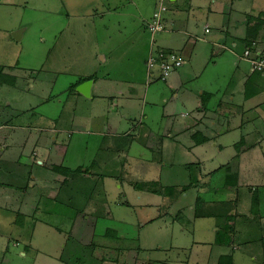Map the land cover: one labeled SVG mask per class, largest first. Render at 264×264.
Returning <instances> with one entry per match:
<instances>
[{
  "label": "rangeland",
  "instance_id": "1",
  "mask_svg": "<svg viewBox=\"0 0 264 264\" xmlns=\"http://www.w3.org/2000/svg\"><path fill=\"white\" fill-rule=\"evenodd\" d=\"M159 1L0 0V68L4 64H17L10 77L0 69V130H17L18 137L24 135L20 130L28 131L30 141L42 133L41 140L51 147L50 153L56 154L57 164L49 167L36 164L38 157L34 152L40 143L34 139L27 148L32 147L30 151L24 153L31 162L26 159V163L22 160L26 165L15 164L18 152L14 150L12 161L7 162L9 165L0 166V192L5 195L6 191L2 197L9 198L0 199V236L6 238L5 241L0 238V264H63L59 257H64L65 245L74 241L88 245L94 236V244L102 242L108 250L97 254L99 249L92 252L89 245L71 246L76 254L71 258L68 252V260L73 259L72 263L76 264H106L105 257H121L116 254L120 253L118 249L125 255L126 249L137 251L139 244L140 248L147 246L150 252L159 243L152 248V255L147 254L165 261L170 242L168 234L161 237L154 231V225L145 222L140 243L137 237L140 223L143 219L148 221L177 213L176 222L189 228L183 221L184 211L196 209L199 201L206 200L207 194L196 186L204 171L200 167L186 166L183 164L186 160L175 158L174 154L168 155L173 163L160 160L163 156L159 153L155 154V161H161L160 168L148 170L147 166L150 154L145 146L157 147L158 138L162 141L169 130L168 120L157 122L153 115L159 118L161 107L170 101L171 95L161 91L165 85L160 79L153 81L147 76L150 49L147 23ZM212 1L199 0L191 6L187 22L198 28L190 30L193 36H199L203 28L201 21H195L197 17L203 18L211 11L214 19H224ZM235 5L233 9L239 20L227 22L230 31L227 37L236 41L238 34L245 33L244 39H255L263 47L264 60V0H242L240 6L234 8ZM244 11L248 21L252 16L257 18L255 25L241 22ZM255 26L260 30L254 32ZM17 30L24 31L20 40L12 35ZM219 30V26L210 32L207 29L208 34L204 35L219 44L223 35ZM222 43L231 47L229 40ZM189 44L187 39V48ZM217 44L207 58L197 53L204 44L196 41L194 63L204 64L207 69L206 79L199 80V89L226 95L224 109L230 115L234 106L229 107L233 96L228 91L234 86L237 89L242 71L237 73L236 67L228 63V56L232 55L234 60V54L218 48ZM234 51L239 53L237 48ZM246 66L244 71L248 73L249 64ZM204 75L205 71L201 77ZM84 80L97 81L103 94L112 95L114 100L94 95L84 97L77 91V83ZM176 102L180 112L183 102L179 99ZM242 108H248V103ZM220 110L217 118V122L221 121L220 127L224 124L231 128L213 130L214 135L203 133L210 140L195 152L200 150V159L204 158L215 170V177H208L206 184L214 180L217 184L218 177H223L222 187L220 183L217 186L227 191L216 194L220 196V200L215 199L216 205L204 204L203 209L216 213L221 222L219 231L210 240L216 244L221 238L220 241L228 242L229 249L240 246L238 264H253L252 254L260 253L264 244L260 239L264 215L257 217L255 213L260 207L252 203L258 196L264 205V125H258L260 130H238L234 126L238 120L234 118L229 123L230 116L223 119V108ZM261 118L264 123V115ZM187 131H179L178 144L186 146L184 138L202 141L201 134L192 132L189 137ZM6 144H14V140L8 139ZM220 167L225 168L223 174ZM160 175L163 183L158 180ZM34 177L41 180L36 182ZM151 179L157 182L147 181ZM154 183L162 195L158 207L146 205L148 198L151 204H159L145 188ZM168 185L171 193L167 192ZM85 217H97L95 230L98 232H92L88 219L87 224L81 225L84 229L74 230V223L82 222ZM228 219L236 222L230 224ZM234 229L239 232L236 234ZM155 230L161 231L157 225ZM214 249L203 247V257ZM179 256L184 254L170 251L172 259ZM77 258L79 261H75ZM131 261L132 255L128 264H133ZM207 261L206 258L203 264H211ZM263 262L264 257L257 255L255 264ZM217 264L233 263L227 255Z\"/></svg>",
  "mask_w": 264,
  "mask_h": 264
},
{
  "label": "crops",
  "instance_id": "2",
  "mask_svg": "<svg viewBox=\"0 0 264 264\" xmlns=\"http://www.w3.org/2000/svg\"><path fill=\"white\" fill-rule=\"evenodd\" d=\"M165 5L167 7L166 12L164 13V26L165 29L164 31L160 32L155 39L157 40V43L160 44L164 48H171L176 51L177 53L180 54V56L183 59V65L173 72L169 78L165 81L161 80L163 84L165 85V89L161 90L163 92H168L171 95V99L169 102H165V104L161 107V111L158 114L159 118H157L156 114L153 115V117L157 120H163L166 119L168 120V127L169 130H166V136L165 138L161 141L160 138V143L157 145V147H154L153 145H150V147L145 146V150L150 154V157L147 159V166L148 170L152 169H159L161 166L160 160L166 159L167 161H170V163H173L171 158H168L169 154H174L173 157L176 155L175 158H182L183 160H186L183 164L186 166H192L196 165L203 169V173L201 174L200 181H198L197 185L199 190H201V193H206V200L205 201H199V205L196 206V209L192 208L191 211L188 210V212L184 211L183 213V221L189 224V228L187 226H181L180 223L176 222L178 220V215L177 213L174 214H168L167 216H158L156 218H153L152 220L143 219L142 223L139 225V231L137 233V237L139 242L141 243L140 236H141V228L144 227L145 222H148L151 226L154 225V231L157 233H160V236H164V234H168L167 237H169V243L166 247L168 250V254L165 256V261H162L159 258H152L149 254L151 255L154 253L152 248L155 246H158V244H155L152 248H150V252L146 250L147 246H143L144 239L142 237V248H140L138 244V250L136 251L135 249H126L125 255L124 252L121 249H118L120 253L116 252V254H120V258H104V263L106 264H128L129 261V256L132 255V261L133 264H203V262L208 259L207 262H210L211 264H217L220 258L223 256L231 257V263L233 264H238V261L241 257L240 255V246L238 247H229L227 246L228 242L227 241H220L218 239V242L214 244L210 239L213 237V234L217 231H219L220 228V220L217 216V214L212 213L211 210H204L203 206L208 205V206H213L216 205L215 199L220 200V196L216 197V194L227 191L224 188H218V183H220V186L224 182L223 177H218V182L216 183V180L212 181L210 184H206V181L209 177V179L215 177V170L212 168L210 164H206V162L200 159L201 157L199 156V151L195 152L198 149H201L207 143L204 144V142H209L210 138L205 134H211L214 135L213 130H229L231 127H225L223 124L220 127L221 121L217 122L218 114L219 111H221V107L223 108V115L222 118L224 119L226 116H230V122L232 123L233 119L236 118L238 120V123H235L234 126L238 127V130H260L258 128V125L263 124V121L261 120V116L264 115V108L262 107L264 105V73L262 71L258 70H253V60H258V57L263 56V47L258 44L255 39H244L245 33L238 34L236 37V41L232 40L231 38L227 37L230 34L229 29L227 28V22L230 19H236L239 20V16L236 10L233 9V6L235 5L234 8L238 7L241 5L242 0H213L211 2L212 5L218 9V12H220L221 15H223V20L220 19H214L213 13L210 11L209 14H207L203 18H196L195 21H201L203 28L202 32L199 36H193L192 33H190V30L193 31L194 29H198L195 26H192L190 22H187V19L189 18V10L191 6L195 3H198L199 0H164ZM169 2V3H168ZM171 3V4H170ZM156 7V6H155ZM154 7V9H155ZM231 10L235 11L234 13H231ZM251 10V5L250 9ZM98 13V12H96ZM202 13V12H201ZM244 16L241 18V22L244 24H254L257 23V18L255 16H252L251 19L248 21L247 18H245V15H248L246 11L243 12ZM258 15V14H257ZM203 20V21H202ZM217 26L220 27V32L223 34L217 42H212V40H207L204 33L208 34L207 29H209V32L211 30H214ZM255 26L254 32H257ZM24 32V31H23ZM203 33V34H202ZM23 36V34H22ZM22 38V37H21ZM251 38V37H250ZM160 39V41H158ZM187 39L189 40L190 44L189 47L187 48ZM223 40H229V45L231 47L225 46L222 41ZM197 41L199 43H203L204 46L201 47V50H199L197 53H201L202 55L206 56L207 58L210 56L211 51H214V46L217 44L218 48H222L223 50H228L229 53L234 54L235 59L233 60L232 55L228 56V63L231 65H234L236 67V72L239 73L240 70L242 73H240V78L237 81L236 86L238 85L237 89L232 87L228 93L229 95L231 94L233 97V103L231 106H234L232 112L230 115H226L225 113V102H226V95L223 93L219 92H210L207 91L205 92L201 88L199 84V80L201 79H206V73L207 69L206 67H203V65H195L194 60H195V55L193 53V45ZM208 41V42H207ZM241 47V48H240ZM257 47L259 49H257ZM237 48L239 53H235L234 49ZM150 52V49H149ZM246 53H248L246 55ZM223 57L220 58V60ZM263 59V58H262ZM214 63V62H213ZM215 64V63H214ZM249 64V71L248 73L244 71V69L247 67L246 65ZM15 64L14 66L12 65H2L1 66V71L6 74V76H11L13 75V71L15 69ZM147 76L150 75L149 80H159L157 79L158 75V70L157 69H152V70H147ZM205 71L204 78L201 77L203 72ZM9 74V75H7ZM254 74H257L255 77H253ZM238 75L235 76V78ZM152 77V78H151ZM10 79V78H9ZM86 81V80H84ZM83 81V82H84ZM82 83V82H81ZM80 83V84H81ZM79 82L77 85H80ZM102 98V97H109L110 100H114L113 96L110 97L109 94L102 92V86L97 82L93 81L92 87H91V98ZM182 101L183 103L181 104V111L177 112V105L176 101L177 100ZM132 100V99H131ZM247 102L248 103V108H242V105ZM185 104L189 105L186 108ZM262 111V112H261ZM190 114V115H189ZM124 118H127L126 116ZM135 118H133L134 120ZM214 121H211L213 120ZM170 122V123H169ZM172 128L174 130H172ZM217 128V129H216ZM180 130H189L188 136L190 137L192 132L199 133L201 134V140H204V142L201 141V143H197L196 141H193L192 139H186L182 138L184 141V144L186 146H182L178 144V139L177 137L180 136L181 134L179 133ZM209 130V131H207ZM6 131V130H5ZM2 131L0 130V166H8L9 164L7 162H11L13 157H14V150H17V161L15 164H21V165H26V159L30 161L31 159L28 158L24 153L30 151V149H27L29 145H31L35 141L39 142L38 148L34 152L36 157H38V162L36 163L37 165L41 166H54L55 164L54 160L56 157V154L50 153L52 151L51 147L47 146V143H43V140H41V136L43 135L42 133H39V138H32L30 141L29 137V132L20 130L24 132V135L22 137H18V132L17 130H8V131ZM3 135H2V133ZM155 132V130H154ZM14 140V144H6V141L11 138ZM206 137V138H205ZM157 138V137H156ZM56 138L54 137L52 141L55 142ZM192 140V141H191ZM36 142V143H37ZM6 144V145H4ZM4 145V146H3ZM53 146L55 144H52ZM18 147V148H15ZM34 151V150H33ZM161 154V159L159 162L155 161V154ZM237 159V158H234ZM25 161V163L23 161ZM31 162V161H30ZM152 162V163H151ZM163 166V168H165ZM222 167V166H221ZM219 168L220 174H223L225 168ZM228 167H230L228 165ZM230 170L231 173V167L228 169ZM217 171V170H216ZM227 172V171H226ZM162 175L158 177V180H160L163 183L162 180ZM34 180L36 182H39L41 179H37L34 177ZM147 181H153L157 182L155 179L147 180ZM208 185V186H207ZM120 187V186H119ZM222 187V186H221ZM171 185H168L166 189H168L167 192H172L170 190ZM142 191H137V193H141ZM5 195H3L2 191L0 192V199L3 200V198L9 199L7 197H2L6 196L7 192H4ZM15 197V195H13ZM12 196V197H13ZM149 196L156 197L158 199V203L156 205H153L149 202V198L147 199L148 201L146 202V205L150 206H159L160 201H161V196L155 193H149ZM257 198V204L258 207H260L259 210L255 213V215L262 216L264 215V208L263 204H260V200ZM128 206H131L132 203L128 202L126 203ZM169 206H172V203L170 202ZM168 206V207H169ZM169 209V208H168ZM262 209V210H261ZM182 210V209H179ZM186 213V214H185ZM180 214V213H179ZM235 214V213H233ZM233 214H228V215H233ZM87 215V214H86ZM254 214L250 215V218L252 219ZM87 219L90 220V226L92 229V232L94 233L95 231L98 232L97 229V224L98 220L97 217H85L82 222L79 223H74L73 227L74 230H82L84 227L81 225L87 224ZM230 224H233L236 222V219H228ZM129 225L132 226L131 223L128 222ZM155 225H157V228H159L161 231H156L155 230ZM86 228V227H85ZM105 229V228H104ZM114 230V229H112ZM106 231V230H105ZM117 232V230H115ZM235 233L237 234L239 231L238 229H234ZM140 232V233H139ZM143 232V231H142ZM92 234V233H91ZM129 236H135L134 234L128 233ZM95 237V236H94ZM94 237L92 238L91 244L88 243L89 246H91L93 249L90 251H95L97 250V254L100 250H108L107 245L101 243H95L94 244ZM1 239L4 241L6 238L0 236ZM120 238H124L123 236H120ZM260 239L264 240V226L261 225V233H260ZM5 244V243H4ZM84 244H80L78 241H74L73 244H67L65 245V255L62 257L60 255L59 261H61L63 264H71L73 259L68 260L67 253L70 252L71 258H73L74 254H76L75 249L70 248L71 246L78 248L79 246H88ZM9 246V242H8ZM7 246V247H8ZM118 246V244L116 245ZM217 246L215 249L214 247ZM250 247L253 248L252 244L249 245ZM264 244L260 247V253L257 254H252L251 260L253 261V264H255L257 260V255L264 257ZM145 247V248H144ZM203 247H211L214 249V251H209L207 257L204 256L203 252ZM116 247H112V249H115ZM118 248V247H117ZM174 249L179 251V253L184 254V257H177L175 259H172L170 257V251ZM254 250V248L252 249ZM232 251V254H229L227 252ZM255 251V250H254ZM129 252V253H128ZM132 253V254H131ZM62 254V253H61ZM89 254V253H87ZM105 254L106 251H105ZM104 254V255H105ZM119 255V256H120ZM148 255V258H147ZM103 256H101V259ZM64 259V260H63ZM146 259V260H145ZM205 259V260H204ZM170 260V261H169ZM100 261V259H99ZM260 261V260H259ZM258 261V262H259ZM257 262V263H258ZM264 264V262H263Z\"/></svg>",
  "mask_w": 264,
  "mask_h": 264
},
{
  "label": "built area",
  "instance_id": "3",
  "mask_svg": "<svg viewBox=\"0 0 264 264\" xmlns=\"http://www.w3.org/2000/svg\"><path fill=\"white\" fill-rule=\"evenodd\" d=\"M166 10L165 3L163 0H160L158 8L154 10L151 20L147 23L148 32L153 39L165 29L163 15ZM182 63V57L175 51L162 54L151 50L147 60V67L149 70L157 69L158 75L156 78L165 81L173 72L181 67ZM252 64L253 70L264 73V60L262 57L259 56L258 60H253Z\"/></svg>",
  "mask_w": 264,
  "mask_h": 264
},
{
  "label": "trees",
  "instance_id": "4",
  "mask_svg": "<svg viewBox=\"0 0 264 264\" xmlns=\"http://www.w3.org/2000/svg\"><path fill=\"white\" fill-rule=\"evenodd\" d=\"M149 36H150V35H149ZM151 50H152V51H155V52H158V53H162V54H166V52H172V51L178 52V51H176V50H174V49H171V48H164V47H162L160 44L157 43V40H156V39H153V38L150 36V52H151ZM150 52H149V54H150ZM79 83H81V81H80ZM204 141H205V139L202 140V142H204ZM197 143H201V141H198ZM145 188H147V190H148L149 192H152V193H155V194L161 195V191L157 190V188H156V183H154L153 186H150V187H146V186H145ZM253 202L257 205V198H256V197L253 198L252 203H253ZM112 232H113V231H112ZM113 233H114V232H113ZM77 259H78V260L75 259V261H79V258H77ZM63 260H64V259H63ZM72 262H73V261H72ZM72 262H70V263H71V264H76L75 262H74V263H72Z\"/></svg>",
  "mask_w": 264,
  "mask_h": 264
},
{
  "label": "water",
  "instance_id": "5",
  "mask_svg": "<svg viewBox=\"0 0 264 264\" xmlns=\"http://www.w3.org/2000/svg\"><path fill=\"white\" fill-rule=\"evenodd\" d=\"M23 34V30H17L12 33L14 39L20 40ZM93 84V80H86L77 86V91L81 93L84 97H91V87Z\"/></svg>",
  "mask_w": 264,
  "mask_h": 264
}]
</instances>
